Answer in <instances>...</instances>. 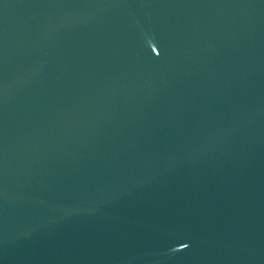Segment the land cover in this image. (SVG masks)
<instances>
[{
    "label": "water",
    "instance_id": "obj_1",
    "mask_svg": "<svg viewBox=\"0 0 264 264\" xmlns=\"http://www.w3.org/2000/svg\"><path fill=\"white\" fill-rule=\"evenodd\" d=\"M0 264H264V0H0Z\"/></svg>",
    "mask_w": 264,
    "mask_h": 264
}]
</instances>
